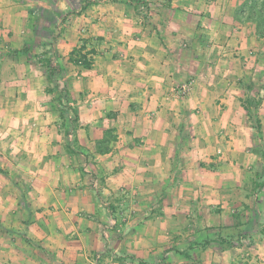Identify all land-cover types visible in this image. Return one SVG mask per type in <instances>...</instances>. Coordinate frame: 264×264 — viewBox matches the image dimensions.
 Here are the masks:
<instances>
[{"label":"rangeland","instance_id":"rangeland-1","mask_svg":"<svg viewBox=\"0 0 264 264\" xmlns=\"http://www.w3.org/2000/svg\"><path fill=\"white\" fill-rule=\"evenodd\" d=\"M13 1L19 4L21 11L19 21L16 22L14 19L8 18L4 22L1 19L0 26L5 29L6 33H10V36L15 35L17 42L20 40L18 44L19 48L22 49L32 35L29 9L38 6L45 7L47 3L44 0ZM212 1L214 0H203L201 4L205 3L206 5ZM148 2L147 23L144 21L145 16L137 15L132 11L134 20L156 26L157 31L158 28H160L159 31L167 28V30H163V37L168 35L173 40L176 38V41H172L171 48L181 47L184 50L182 54L178 50L177 54L173 51L172 57L167 60L169 67L172 69L174 67V69L173 72L170 71L172 74L168 77V96L166 95V100L163 101H172L173 98L175 101L178 98L181 102L192 98L195 89L194 81L197 76L191 72L195 73L196 70L204 68L205 56L209 57L210 55L214 58L219 72L223 69H226V72L234 69L240 72L243 65L246 63L250 65L261 54L258 49L255 50L260 46L252 42L245 49L236 50L231 48L232 45H226L227 41L225 44L212 41L209 42L210 45L207 46V50V47L204 48L197 43L191 46L192 53L199 55L197 59L194 57L192 59L191 51L188 52L189 47L184 46L182 40L188 39L192 35L195 36L190 30L194 32L198 20H206L202 19L205 11L204 7L200 6V1L195 4L194 0H175L176 6H182L181 8L185 11L188 8V20L184 19L187 32L177 31V25L174 22L166 26L161 25L165 18L162 15L164 12L165 15L169 16V19H173V14L168 8L171 6L172 0H148ZM99 3L102 4L101 0H96L88 10ZM107 3L122 5L127 8L121 2L107 0ZM57 4L65 13L58 19L57 27L52 33L56 38L55 43L66 36L70 19L78 15L73 11L80 8L81 5L79 0H58ZM226 9L225 7V11ZM216 14L217 19L219 16ZM231 14L232 12L229 13V15ZM206 16L208 17V15ZM169 19L167 17V21ZM216 19L212 17V20ZM96 22L99 24L98 19ZM39 24L48 28L43 34L52 27L43 18H40ZM12 26H14V30ZM154 35L156 40H160L159 32ZM223 35V39H229L226 31ZM47 39L46 35L36 37L33 52L40 54V58L48 49L47 46L43 45ZM54 48L56 49V45ZM17 50L19 49L17 48ZM238 51L240 52L236 53ZM123 55L119 56L121 60L128 59ZM245 57L247 60H244ZM36 59L38 60V58ZM226 60L228 61L226 62ZM25 62V60L20 62V66L23 67L21 80L27 81V77L31 78L30 86L34 92L29 95L23 93L19 98L23 99V102L20 103V110H16V116L21 119L19 120V127H9L11 114L15 113L11 109L8 111L7 124L0 123V132L3 133L7 128H12L20 140L26 138V145H21L20 141L21 146L17 149V154L24 156L17 157L15 155L16 157H13V148H10V145L0 147V167L9 170L8 172L13 174V179L22 187H24L25 182L32 183L30 179L33 175L35 185L32 194L31 190H25L26 198L31 204V211H28L19 203L21 190L15 187L5 189L11 185V182H9V178L0 173V225L5 226L0 228V264H142L143 261L151 263L164 257L169 258L173 264H191L190 260L179 254L184 249L193 254L195 259H198L202 264H205L204 262L209 264H264V191L253 187L254 172L262 166L264 168L263 124L261 129L254 128L253 122L250 119L245 120L240 113L238 115L237 111L233 117L235 122L230 121L224 125V123L219 124L220 119H217V123L212 124L208 123L206 119L209 110L191 107L189 104L178 105V103H173L171 109H165L167 112L161 111L162 114H158L159 116L154 114L148 117L154 121L161 117L165 118V124H167L165 131L169 138L172 137L171 141L173 140L172 145L167 146L172 149L178 147L174 138L180 135V126L183 124L185 138H182L181 135L180 138L182 145L185 146L182 149L186 155H183L181 160L179 159L181 166L191 169L202 168L214 173L222 170V167L224 169L243 170L241 175L236 172L231 173V177H233L228 185L231 190L223 192L222 190L218 191L217 188L218 193L215 191L214 193L217 194H212V191H205L198 186H195L194 189H177L172 185L171 187H160V179L153 178L151 182L150 177L148 179L145 172H138L136 176L138 180L135 183L132 180L128 183L122 180L116 182L114 188H108L102 183L94 185V183H90L96 177L94 175L96 166L94 157L92 160H86L82 157V154L85 153L83 150L75 154L76 157L73 158L67 155L66 145L70 143L72 134L69 137L65 131L66 127L61 125L58 112L52 108L50 97L55 96L56 98V95L51 96L46 93L48 83L40 63L38 61L32 63L31 61L26 62V64ZM53 66L59 68L55 59H53ZM27 67L30 68L27 69ZM2 70L0 75H3ZM27 71L28 74L26 73L27 75L24 76V72ZM215 75L211 74L209 78H213L212 76ZM74 78H76L74 83L77 85L85 83L84 78ZM221 78L219 86L221 87L223 84L224 87L228 86L229 77ZM234 79L231 81L233 85L230 86L232 91L237 90L238 87V81L236 82ZM4 80L5 83L9 82L8 85L12 86L10 83L12 79L4 78ZM21 84H23L22 81ZM183 86H187L186 89H183ZM89 92L86 98L81 99L82 101L88 100L86 103L77 104L76 101L80 99L78 96L76 101L71 99L69 107H75L78 110L80 118L77 131L80 136L79 144L88 151L95 153V141L102 137L103 130L108 128L106 126L113 125L115 121L106 118L107 112L105 110L108 105L98 100L101 95L92 90ZM263 93L264 91L261 90V94ZM239 96L231 92V97H235V99H231L237 103H239ZM126 102L125 106L128 107L131 101ZM81 105L86 106L80 108ZM130 109L132 114L136 113H133L136 110ZM73 110L70 111V118L74 117ZM217 111L212 110L215 115ZM165 112L166 116L163 115ZM148 113L150 112L146 111L142 115L145 116ZM225 119L226 117L223 118V120ZM211 120L213 119L211 118ZM125 126L122 122L116 127L120 138L115 146L117 149H129L131 153L137 156L146 150L147 146L143 141L135 142L133 131L131 133L126 131ZM84 127L90 128L91 134L88 130L83 129ZM177 131L178 133H176ZM53 137L55 140L52 143ZM80 142H83L84 145ZM122 145L124 146L122 147ZM53 151L60 153L58 158H52L51 152ZM27 153L31 157L27 158ZM142 162L139 164L142 165ZM114 165V173H120L127 167L121 161H114ZM28 167L32 172L28 173L26 169ZM138 168L140 171L143 170V167L138 166ZM63 170L71 173L72 177L73 173H77V177H73L74 180L68 186L63 184ZM79 173L83 174L87 181L83 190L76 182ZM218 175L222 174L216 173V176ZM169 178L171 175L170 177L167 176L166 185ZM237 181L243 186L242 189H237ZM80 184H84V182L82 181ZM223 193H225L224 196H222ZM228 195H230V199L227 200ZM191 196L195 199H193L194 203L189 201ZM200 196L205 200H215V202L207 206L212 210L210 214H207V218L196 221L193 215L194 205L201 200ZM222 203H225L223 209L221 208ZM176 210L178 212L173 215ZM222 210L223 212H221ZM167 214H172L173 217L169 215L170 218L165 220L168 217ZM236 214H239L241 222V227L238 230L244 228L242 223L247 219H249L246 221L248 226L256 228V230L252 232L253 235H250V238L245 240L243 246L232 248H220L218 246L220 250H217L219 251L217 256L219 262L213 261L215 253L212 255L211 252H201L200 247L189 244V238L194 237L192 233L196 224L200 227H206L205 230L201 229V232L203 231L208 236L207 238L217 232L219 224L226 225L224 235L233 232L234 229L230 226L236 222L234 219ZM3 229L7 230L6 234H3ZM14 251L19 255H15ZM224 251L230 252L222 256Z\"/></svg>","mask_w":264,"mask_h":264},{"label":"crops","instance_id":"crops-1","mask_svg":"<svg viewBox=\"0 0 264 264\" xmlns=\"http://www.w3.org/2000/svg\"><path fill=\"white\" fill-rule=\"evenodd\" d=\"M199 1L200 6L202 8L204 7L205 11V15L202 19L206 20H198V24L194 28V32L193 30H190V32L194 33L195 36H190V38H188L189 40L185 38L182 40V42H184L183 45L190 48V50L188 48V52H193L191 46L196 45V43L206 48L210 45L209 42L211 43L212 41H218V43L225 44L227 41L226 45H232L231 48L236 50L245 49L251 42L258 44L260 48L257 47L255 50L258 49L259 53L261 54L258 55L257 58L254 59V62H252L250 65L249 63L243 65V68L240 70V72L235 71V69L227 70V72L226 69H223L219 72L217 70L218 65H216L214 58L210 57V55L209 57L205 56L206 63L204 68L201 70H196L195 73L191 72L195 74L197 78L195 81L193 80L195 82V89L190 100L188 99L186 101L180 102L178 98H176L175 101L173 98L172 101H163L166 100L165 96L168 94V77L170 74H172L174 69V67L173 69L169 67L167 60L169 57H172L173 51H175L176 54L177 50L181 54L182 51H184L181 47H174V49L171 48L173 44L172 41H176V38L173 40L168 35L163 37V30H167V28L161 29V31H159L160 28H158L157 31L155 28L156 26L154 27L152 25L143 24L142 22H136L134 20L135 17L132 16V11L122 5H112L107 3V0H101L102 4L99 3L86 13H82L81 15H76L75 18H71L70 23H68L66 36L58 40L57 43H54V45H56V51L63 57L65 65L68 68L67 77L70 78V93L72 99L76 101L79 96L80 99L79 101H76V103H86L88 100L84 99L82 101L81 99L86 98L88 93H90V90L100 94L102 99L99 98L98 100L108 105L105 110V112H107L106 118L115 121L113 125L110 124L106 127L115 128L116 134L118 135L119 132L117 131L116 127L119 123L123 122L126 125V131L130 133L133 131L134 141H143L146 144L145 146H147V149L137 156H135L134 153H131L129 149H117L115 145L113 149L106 154H97L96 152L92 153L85 148V153L82 154V157H84L86 160H92L94 157V161H96L95 164L97 166L94 168V175H96V177L94 180L92 179L90 183H94V185H97V183H102L108 188H114V184L122 180L125 183H128L130 180L135 183L138 180L136 178L138 172H145L148 176V179L150 177L151 182L153 181V178L160 179V187H171L172 185L177 189H194L195 186H198L199 188L205 189V191H212V194H217L219 190H222L223 192L226 190H231V187H228L229 182L233 177H231V173L236 172L240 175L243 173V170L238 171L235 168L224 169L222 167V170L220 169L214 173L206 169L203 170L202 168L191 169L186 168V166H181L179 159L181 160V157H183V155L185 156L186 154H184V150L182 149L185 146L182 145V143L179 144L182 141L180 135L178 134L179 136H175L174 138V140H176L175 144L178 147L176 149L170 148L167 145H172L173 140L171 141L172 137L169 138V136H167V132L165 131V127L167 125L165 124V118L163 119L161 117L157 121L148 118L149 115L162 114L161 111L167 112L165 109H171V105L173 103H178V105L189 104L191 107H199L203 110H209V113L207 114L208 117L206 118L208 123L215 124L217 123V119H220L218 123H224V125H226L227 122L234 121L233 117H235L236 111L238 112V115L240 113L246 120L249 119V117L247 115V111L242 105L241 100L245 91L239 84L236 88L238 92L237 90L232 91L230 86L233 85V82L231 83V81L233 78H235L234 80H236V82L243 78H250L256 84V86H264V59H262L264 58V40L257 36L255 28L251 24L239 23L233 19L231 16L232 14L229 15L230 12H233L239 0H214L212 2H208L206 5L205 3L201 4L203 0H194L195 4H197ZM170 4L171 6L168 5V8L173 14V19H169V16H167V14L165 15L164 12L162 15L165 17V20H162L163 22H161V25L166 26L171 24V22H174V24L177 25V31L180 30L182 32H187L186 21L189 17L188 8L185 7L187 8L185 11L183 8H181L182 6H176L175 0H172ZM225 7L227 8V12L225 11ZM219 11L221 12L218 15ZM215 13H217L216 15H218L219 18L216 19ZM19 15H21V11L19 10L18 3L13 0H0V20L3 19L5 22L8 20V18H12L14 21L18 22ZM206 15H208V17ZM167 17L169 19L168 21ZM212 17H215L216 20H212ZM97 19L99 20V24L96 22ZM4 24L6 25V23ZM12 28L14 30V26H12ZM225 31L228 33L227 36L229 38H226V40L225 38L223 39V33ZM158 32L161 36L160 40H156L154 35ZM10 35V33H6L5 29L0 26V71L3 69L2 73L4 78L12 79V82H10L12 83V86H9V82L5 83L3 75H0V85H2L0 86V123L7 124L6 120L8 119V111L11 109L14 110L15 113L11 114L12 116L10 118L9 127L15 128L20 126L19 120L21 119L16 116V110H20V103L23 102V99H19L21 98V94L24 93L29 95L34 91L32 86H30V82L32 81L31 78L27 77V81L21 80L23 77L21 75L23 67L20 66V62H23L24 60L23 58L18 59L17 57L11 55V51H15L17 48L20 49L18 44L20 43V40L17 42L16 38L14 37L15 35ZM99 36L100 40L98 39ZM88 39H90L88 41L89 44L91 43L92 45L96 46L98 50L97 54L93 56L94 60L92 67L90 69H86L81 66H69L70 64L67 63V60L72 50L75 47L80 46L84 40ZM90 47L91 45L88 46V48ZM207 49L208 47L206 50ZM239 52L240 51L236 53ZM122 54H124L123 56L128 57V59L125 58V60H121L119 56ZM198 56L199 55L196 53H192L191 57L192 59L193 57L197 59ZM244 60H247V57H245ZM227 61L228 60H226V62ZM243 63H245V61H243ZM29 68L30 67H27V69ZM171 70L172 72H170ZM26 73L28 74V71L24 72L23 75L26 76ZM228 73L231 74L228 75ZM211 74L216 75L212 76L213 78H209ZM29 76L32 75L29 74ZM225 76L229 77V84L226 87H224V84L220 87L219 81L222 79L221 77ZM74 77H78L79 79L84 78L85 83L77 85L74 83L76 82V78ZM21 81L23 84H21ZM5 84L7 85L5 86ZM231 92L240 95L238 97L239 103L232 100L233 98L235 99V97H231ZM262 95L263 101L258 114L262 124L264 125V93ZM127 99L131 101L128 107L125 106L127 103L126 101H128ZM167 99L169 98L167 97ZM84 106L86 105H81L80 108ZM130 108L136 110L133 111V113H136L132 114L130 112ZM213 109L218 110L216 115L213 114ZM221 109H223V111H221ZM146 111L150 113L146 114L145 116L142 115V113ZM166 112L163 113L164 116H166ZM225 117L226 119L223 120ZM211 118L213 120H211ZM181 126H183V124ZM83 129L88 130L91 134L90 128L84 127ZM176 133H178V131ZM78 138L80 139L79 133ZM119 138L120 136L118 135V139ZM54 140L55 137H53L52 143ZM20 141L21 145H26L27 143L26 138L20 140L16 132L14 133L12 131V128H7L3 133L0 132V147L10 145V148H13V157H16L15 155H17V157L24 156L22 154H17V149L19 146H21ZM168 141L171 142L169 143ZM80 143L83 144V142ZM123 146L124 145H122V147ZM51 153L52 158H58L60 155V153L56 151ZM9 155L12 154L9 153ZM27 155V158L31 157L29 153H27ZM67 155L72 158L76 157L75 154L73 155L69 152H67ZM114 161H121L122 164L125 163L127 165L126 170L120 173H114ZM141 161H143L142 165L139 164ZM138 166L143 167V170L140 171ZM0 169H3L8 173V176H5L9 178V182H11V185L7 186L5 189L15 187L21 190L20 184L18 186L17 182L13 179V174L8 172L9 170L6 168L0 167ZM26 169L28 170V173L32 172L29 167ZM216 173H221L222 175L216 176ZM254 173V180L257 181L260 179V181L264 183L263 166ZM168 175L169 177L171 175V178H169L166 185V178ZM78 176L79 177L76 180L77 185L82 188L81 190H83L85 184L87 183L86 178L80 173ZM257 176H259V179L256 178ZM33 177L34 176L32 175V179H30V181L32 180V183L28 181L23 184V188H25L27 191L31 190V194L34 192L33 188L35 185ZM73 177H77V173H73ZM73 177L71 173H67V171L63 170L64 185L68 186L69 183H72L74 180ZM82 181L84 184H80ZM77 185L75 184V186ZM237 185L238 188H235L242 189L243 186L240 182L237 181ZM259 188L264 191V184ZM215 191L217 193H214ZM225 193H223L222 196H224ZM199 198L201 200L194 205L193 212L196 221L197 219L203 220V218H207V214H210L212 211L211 208H207V206L215 202V200H205V198H202L201 196ZM190 199L191 200L189 201L194 203L195 199L193 196H191ZM228 199H230V195L227 196V200ZM177 202L179 203V200H177ZM218 203L221 202L218 201ZM224 206L225 203H222L221 208ZM176 212H178V210H176L173 215L176 214ZM221 212H223V210ZM167 215L168 217H166L165 220L170 218L169 215L173 217L172 214ZM246 221H249V219L245 220L244 222ZM250 221H252V219ZM225 226V224H219L217 232H214V235H209V240H212L210 245L208 244L204 248H199L201 252H211L212 255L215 253L213 258V261L215 262H219L217 258L220 251V246L217 243L218 235L219 233L224 235V231H226ZM201 229L205 230L206 227H200L198 224H196V228L192 233L194 237L189 238V242H192L191 244H194V246H198L197 244L199 242H204L208 237L203 231L201 232ZM254 230H256V228H253L252 232ZM6 232L7 230L3 229V234H6ZM228 252L230 251L222 252V256ZM15 255L19 254L15 252ZM204 263L209 264L207 262ZM224 263L226 262L224 261Z\"/></svg>","mask_w":264,"mask_h":264},{"label":"trees","instance_id":"trees-1","mask_svg":"<svg viewBox=\"0 0 264 264\" xmlns=\"http://www.w3.org/2000/svg\"><path fill=\"white\" fill-rule=\"evenodd\" d=\"M41 1V0H38ZM47 3V6H38L36 8H30V16H31V31L32 35L29 38V41L25 44L22 49L11 51V55L14 57L23 58L26 62L33 63L38 61L43 69V73L47 80L48 85L46 86V93L48 95H56L50 97V101L52 104V108L55 112H58L61 125L66 127V132L70 136L72 134V138L70 143H67L66 148L67 151L71 154H78V152L85 151L79 144L78 138V127L80 118L78 115V110L75 107H69L70 101L72 99L70 93V79L67 77L68 68L65 65L63 57L56 51L54 48V43L56 38L53 36V32L57 27L58 19L63 16L65 13L58 6V0H44ZM72 1V0H71ZM81 5L80 8L74 10L75 14L81 15L85 11H87L96 0H79ZM113 2H121L126 5V7L133 11L137 15H143L145 23H147V12L149 11V2L148 0H112ZM232 17L235 21L242 23V24H251L256 31L257 36L264 40V0H239L236 4L233 12ZM40 18H43L50 23L52 26L49 31L45 34V30H48L47 27H42L39 24ZM63 19V18H62ZM46 35L48 39L43 42V45L47 46L48 49L46 52L43 53V57L40 58V54L33 52L34 43L36 37ZM100 38V37H99ZM98 38V39H99ZM88 40H84V42L75 47L72 52L70 53L67 63L71 66H81L86 69H90L93 65V56L97 54L96 46L89 44ZM100 40V39H99ZM91 45L90 48L88 46ZM39 55V56H38ZM42 56V55H41ZM38 58V60L36 59ZM53 59L59 65V68H55L53 66ZM36 60V61H35ZM58 70V71H57ZM238 84L244 89V96L241 98L242 105L247 111V115L249 119L253 122V127H258L259 129L262 128V122L259 117V109L263 101V95L261 94V90L264 91V86H256V84L250 78H243L238 81ZM261 87V88H260ZM52 98V99H51ZM74 109V110H73ZM74 111V117L70 118L69 114L70 111ZM72 115V114H71ZM69 129V130H67ZM184 126H180V135L181 137L185 138L184 135ZM118 141V135L116 134V129L113 127L106 128L103 131L102 137L95 141V152L97 154H106L109 153L115 143ZM181 144V142L179 143ZM180 147V146H179ZM0 172L4 175L8 176V173L5 172L3 169H0ZM259 179V176L256 177ZM17 184H20L17 182ZM253 187L258 189L259 187L263 186V182L259 180H254ZM20 200L19 203L22 204L28 211H31V204L26 198L25 188L20 186ZM236 219L234 224L230 226L234 229L233 232L227 233L223 235L219 233L218 235V245L220 248L225 247H235V246H243L245 245V240L250 238L252 234V229L248 226V222L242 223L244 226L243 229L238 230L241 227V222L239 218V214L234 216ZM251 222V221H250ZM3 226L0 225V228ZM190 245L192 242H189ZM210 244L209 238L205 239L204 242H199L197 245L200 248H204L206 245ZM182 256L186 259L190 260L191 264H202L199 262L198 259H195L194 255L191 254L188 250H182L179 252ZM141 261V260H140ZM142 264H173L172 261L164 257L159 261H154L148 263L143 261Z\"/></svg>","mask_w":264,"mask_h":264},{"label":"built area","instance_id":"built-area-1","mask_svg":"<svg viewBox=\"0 0 264 264\" xmlns=\"http://www.w3.org/2000/svg\"><path fill=\"white\" fill-rule=\"evenodd\" d=\"M187 86H183V89H186Z\"/></svg>","mask_w":264,"mask_h":264}]
</instances>
